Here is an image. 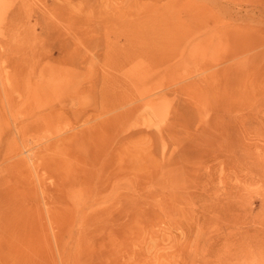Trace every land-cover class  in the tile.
<instances>
[{"label":"rangeland","instance_id":"rangeland-1","mask_svg":"<svg viewBox=\"0 0 264 264\" xmlns=\"http://www.w3.org/2000/svg\"><path fill=\"white\" fill-rule=\"evenodd\" d=\"M0 264H264V0H0Z\"/></svg>","mask_w":264,"mask_h":264}]
</instances>
